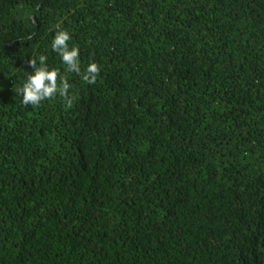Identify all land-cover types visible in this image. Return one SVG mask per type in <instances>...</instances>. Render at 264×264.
<instances>
[{"label": "trees", "instance_id": "obj_1", "mask_svg": "<svg viewBox=\"0 0 264 264\" xmlns=\"http://www.w3.org/2000/svg\"><path fill=\"white\" fill-rule=\"evenodd\" d=\"M0 264H264V0H0Z\"/></svg>", "mask_w": 264, "mask_h": 264}, {"label": "clouds", "instance_id": "obj_2", "mask_svg": "<svg viewBox=\"0 0 264 264\" xmlns=\"http://www.w3.org/2000/svg\"><path fill=\"white\" fill-rule=\"evenodd\" d=\"M51 42V49L57 53L70 73H76L81 76L82 80L91 85L95 84L100 74L101 68L96 62H89L86 69L81 71L80 50L76 45L69 46L71 35L59 25ZM46 55H39V65L37 58H30L28 65L33 69L27 74L26 81L17 88V94L22 97V103L25 106H39L42 101L54 99L59 95L65 106L71 108L76 99L75 96L69 95L71 85L66 76L61 75L59 68H49L46 61Z\"/></svg>", "mask_w": 264, "mask_h": 264}]
</instances>
